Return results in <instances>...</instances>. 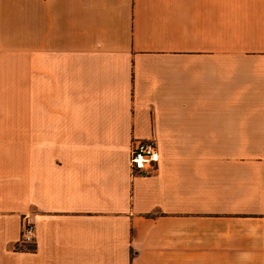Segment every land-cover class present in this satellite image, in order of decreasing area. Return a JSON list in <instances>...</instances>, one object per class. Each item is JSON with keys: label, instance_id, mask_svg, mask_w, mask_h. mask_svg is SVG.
Here are the masks:
<instances>
[{"label": "crops", "instance_id": "0c3cea01", "mask_svg": "<svg viewBox=\"0 0 264 264\" xmlns=\"http://www.w3.org/2000/svg\"><path fill=\"white\" fill-rule=\"evenodd\" d=\"M0 264H264V0H0Z\"/></svg>", "mask_w": 264, "mask_h": 264}, {"label": "built area", "instance_id": "2783aa9c", "mask_svg": "<svg viewBox=\"0 0 264 264\" xmlns=\"http://www.w3.org/2000/svg\"><path fill=\"white\" fill-rule=\"evenodd\" d=\"M159 152L156 141L152 138H141L133 141L130 150V166L134 172H146L156 168ZM36 229L34 221L28 212H24L21 218V229L15 248L34 246Z\"/></svg>", "mask_w": 264, "mask_h": 264}, {"label": "rangeland", "instance_id": "374dc122", "mask_svg": "<svg viewBox=\"0 0 264 264\" xmlns=\"http://www.w3.org/2000/svg\"><path fill=\"white\" fill-rule=\"evenodd\" d=\"M14 143L20 144V142H14Z\"/></svg>", "mask_w": 264, "mask_h": 264}, {"label": "trees", "instance_id": "16d2710c", "mask_svg": "<svg viewBox=\"0 0 264 264\" xmlns=\"http://www.w3.org/2000/svg\"><path fill=\"white\" fill-rule=\"evenodd\" d=\"M29 248H33V246L32 247H29ZM28 249V248H27Z\"/></svg>", "mask_w": 264, "mask_h": 264}]
</instances>
